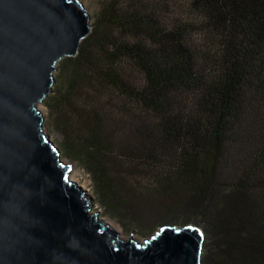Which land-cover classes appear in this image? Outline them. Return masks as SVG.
Segmentation results:
<instances>
[{
    "label": "trees",
    "instance_id": "1",
    "mask_svg": "<svg viewBox=\"0 0 264 264\" xmlns=\"http://www.w3.org/2000/svg\"><path fill=\"white\" fill-rule=\"evenodd\" d=\"M44 103L104 213L264 264V0H101Z\"/></svg>",
    "mask_w": 264,
    "mask_h": 264
},
{
    "label": "water",
    "instance_id": "2",
    "mask_svg": "<svg viewBox=\"0 0 264 264\" xmlns=\"http://www.w3.org/2000/svg\"><path fill=\"white\" fill-rule=\"evenodd\" d=\"M90 32L79 0H0V264H201L198 225L141 242L99 220L44 131L57 64Z\"/></svg>",
    "mask_w": 264,
    "mask_h": 264
},
{
    "label": "rangeland",
    "instance_id": "3",
    "mask_svg": "<svg viewBox=\"0 0 264 264\" xmlns=\"http://www.w3.org/2000/svg\"><path fill=\"white\" fill-rule=\"evenodd\" d=\"M79 1L86 8L87 13L90 15V23H92L96 15V12L98 11L99 3L101 0H79ZM55 74L56 72L54 73V77H55ZM38 107L44 116L43 128H44L45 133L48 135L49 140L59 149L60 159L65 164H68L71 167L70 178L74 180L78 185H80L86 191L87 195L91 197V200H92L91 212L97 213L99 220H102L103 222L109 224L112 228L118 231L120 236L123 239H127L132 234L133 239L144 242L145 240L156 235L160 228L156 229L154 232H151L149 234H145V235L140 234L139 232L134 230L133 227L132 228L125 227L120 224L119 220H117L114 217H111V215L109 216L107 213H104L103 207L99 204L96 198V195L93 190V185H92V182L89 176L83 171V169L77 163L70 161L64 154L62 144L59 140L60 137L56 134V131L51 122L49 110L45 106V103L43 102L39 104ZM186 225H192V224L189 223V224H184V225H179V226H186Z\"/></svg>",
    "mask_w": 264,
    "mask_h": 264
}]
</instances>
